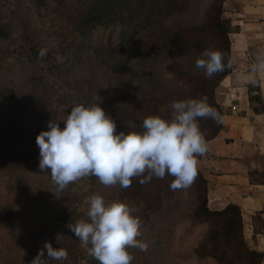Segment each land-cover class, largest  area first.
I'll return each mask as SVG.
<instances>
[{"label": "trees", "instance_id": "trees-1", "mask_svg": "<svg viewBox=\"0 0 264 264\" xmlns=\"http://www.w3.org/2000/svg\"><path fill=\"white\" fill-rule=\"evenodd\" d=\"M191 1L0 0V112L6 111L0 121V171L10 173L7 183L18 189L17 193H26L29 188V198L16 199L0 208V214L5 215L4 222L2 219L0 223L4 226L16 224L18 216L42 223L44 228L31 246L30 255L33 258L38 250L44 248L46 239L52 237V246L65 248L68 257L56 261L45 256V264H98L67 227L86 215L87 210L79 208V202L95 193L96 180L95 176H90L93 189L81 194L72 190L73 183L61 191L52 180L50 169H40L36 136L41 130H47L46 122L50 119L54 121L55 114L47 121L32 116L28 107L35 104L37 98L24 94L23 82L32 79H37L36 83L42 82L44 76L59 75L67 67L92 61L103 64L117 76L130 75V80L122 83L121 88L135 94L141 89L135 78H150L156 72L137 68L131 62V56L151 61L160 55L185 49L199 57L211 47L223 54L224 70L217 72L214 80H209L198 72L194 74L184 68H174L176 76L184 84L180 85L182 91L174 98L206 97L222 117L223 110L216 102L214 88L230 71L229 33L233 27L223 15L224 0H212L201 22L182 24L176 21L168 25L169 19H175L190 9ZM33 20L42 26L31 28ZM44 34L52 35L56 43H45L42 40ZM143 38L145 41L141 42ZM41 49L47 50L44 57L38 55ZM58 57L61 59L58 60ZM38 68L39 73H36ZM14 70L19 72L18 75L23 71L26 74L23 77L11 75ZM186 86H190L191 91L186 92ZM168 111H164L167 117L171 114V110ZM145 113L141 119L128 112L113 120L119 130L140 131L143 119L148 115H159L160 111L147 103ZM59 123L63 127L62 122ZM198 123L206 140L214 137L222 127L221 121L211 118H201ZM27 139L33 141L32 145L25 143ZM141 178L134 177L130 187H119L107 199L120 200L134 208V214L141 221L138 240L146 242L152 249L166 251L174 244L175 227L185 220L190 224L185 227L182 240L197 230L202 233L184 257L213 261L215 264L261 262L263 253L252 249L244 238L239 207L228 204L221 210L209 209L206 182L198 170L195 181L187 188H171L173 177L170 176L163 179L153 177L144 184L139 182ZM36 181L39 183L34 185ZM183 189L192 191L194 202L191 209L162 224L161 216L168 209L166 202L172 204ZM64 234L67 238L65 243Z\"/></svg>", "mask_w": 264, "mask_h": 264}, {"label": "clouds", "instance_id": "clouds-1", "mask_svg": "<svg viewBox=\"0 0 264 264\" xmlns=\"http://www.w3.org/2000/svg\"><path fill=\"white\" fill-rule=\"evenodd\" d=\"M46 53L41 49L38 55L44 57ZM223 59L219 50L209 47L196 59L195 66L211 77L224 70ZM257 59L264 65V56ZM100 100L68 105L62 110L64 115L47 121V130L36 136L39 167L50 169L59 190L88 176H95L104 186L119 185L123 189L131 186L134 177H142L139 182L144 184L153 177L170 176L173 189L187 188L195 181L197 157L208 150L198 120L221 121L206 97L173 100L168 118L148 115L140 131H117ZM85 203L87 219L67 227L98 264H131L129 248L147 250L148 244L137 239L141 221L134 208L120 200L106 201L99 194H93ZM45 256L63 261L68 253L45 241L32 264H45Z\"/></svg>", "mask_w": 264, "mask_h": 264}, {"label": "rangeland", "instance_id": "rangeland-1", "mask_svg": "<svg viewBox=\"0 0 264 264\" xmlns=\"http://www.w3.org/2000/svg\"><path fill=\"white\" fill-rule=\"evenodd\" d=\"M211 2L212 0H192L189 10L175 19H169L167 24L172 25L176 21L182 24H195L201 22ZM34 25L37 28L42 26L40 23H36V21L33 20L32 26L30 27L32 28ZM206 39H209V37ZM42 40L48 45L56 43L52 35L44 34ZM144 41L145 38L141 39V42ZM197 58V55L185 49L176 53L172 52L160 55L151 61L141 60L139 57L134 58V56H131V62H133L137 68L141 67L140 69H150L156 72V74L154 73L150 78L140 76L135 78V82H137L141 88L139 93L135 94L121 88L122 83L130 80V75L117 76L109 71L103 64L92 61L75 64L65 68L59 75L49 74L46 77L44 76L42 82L36 83L37 79L23 82V90L26 91L24 94H28L34 99L35 97L37 98V100H34L35 104L28 107V112L32 114V116L35 115L39 117V119L40 117L44 118L45 121H47L51 115L55 114V117H53L54 121H56L65 114L62 110L68 105L81 102H86L88 104L101 98L100 106L112 117V119H116L128 112H130V115L134 118L141 119L146 115L147 103H150L152 107H157L160 111L159 115L168 118L167 115L164 114V111L171 110L170 105L172 101L175 100L174 97L178 92L182 91L180 85H184L182 80L176 76L174 68H184L194 74L198 72V74H202L203 78L205 77L209 80H214L216 78V73L208 77L205 76L203 69L196 68L195 61ZM39 68L35 69L36 73H39ZM18 74L19 72H15L14 70L11 75L23 77L26 73L23 71L22 74ZM218 85L214 88V96ZM185 91H191V87L186 86ZM5 113L6 111L4 110L0 112V121L2 116H5ZM62 126H64L63 122ZM117 131H119L118 128ZM32 142L31 139L25 141L27 145H32ZM9 175V172L0 171V208H4L7 203L15 201L16 199L29 198V188L26 193L22 191L17 193L18 189L10 187L11 183H7V177H9ZM36 178H38V175ZM95 180L96 189H94V194L101 195L106 201L109 196H112L119 188V185L104 186L96 177ZM38 183L39 181H36L34 185ZM30 188L32 189V187ZM73 189L77 190L76 192L79 194L83 191L93 189L90 176L74 182L72 190ZM87 194L88 192L85 195ZM86 200L87 199H82L81 202H79V204H81L79 208L87 210ZM193 202L194 197L192 191L190 192L189 189H183V191L176 196L172 204L169 205L168 201L166 202L168 209L161 216L162 224L169 222L171 218L177 215L189 212ZM3 218H5V215L2 216L0 214V222H4ZM83 218H87V213ZM16 221V224H10L8 226H4L3 223L1 225L0 223V264H32V260L34 259L33 256L30 255L31 246L34 238L43 230L44 226L41 222H35V220L30 217L18 216ZM189 224V222L183 220L175 227L176 236L174 244L166 251L161 249L157 250V248L152 249L149 246L146 251H141L138 248L128 250L133 256L131 264H215L213 261H201L183 256L190 252L192 244L202 233L201 230H197L194 234H190L185 240H182L181 236L186 233L185 227ZM60 235L63 236L62 233H60ZM48 238L50 239L46 240L50 241V243L54 241V238ZM57 238L59 239L61 237L57 236ZM66 240L67 238L64 234V243Z\"/></svg>", "mask_w": 264, "mask_h": 264}, {"label": "crops", "instance_id": "crops-1", "mask_svg": "<svg viewBox=\"0 0 264 264\" xmlns=\"http://www.w3.org/2000/svg\"><path fill=\"white\" fill-rule=\"evenodd\" d=\"M230 20V71L216 89L222 127L207 139L197 170L207 188V205L239 207L247 244L264 264V0H224ZM236 109L232 110L231 107Z\"/></svg>", "mask_w": 264, "mask_h": 264}, {"label": "built area", "instance_id": "built-area-1", "mask_svg": "<svg viewBox=\"0 0 264 264\" xmlns=\"http://www.w3.org/2000/svg\"><path fill=\"white\" fill-rule=\"evenodd\" d=\"M231 109H232V110H235V109H236V107H235V106H232V107H231Z\"/></svg>", "mask_w": 264, "mask_h": 264}]
</instances>
